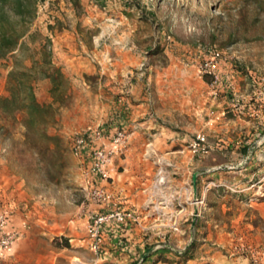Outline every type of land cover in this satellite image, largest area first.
<instances>
[{
	"label": "rangeland",
	"instance_id": "obj_1",
	"mask_svg": "<svg viewBox=\"0 0 264 264\" xmlns=\"http://www.w3.org/2000/svg\"><path fill=\"white\" fill-rule=\"evenodd\" d=\"M61 29L82 34L87 67L75 79L65 77L66 97L55 104V116L60 108L77 110L92 123L47 141L41 132L51 131L53 123L27 131L24 113H0V143L10 145L12 169L23 179L30 204L44 201L49 211L73 218L75 205L88 198L71 139L88 125H105L101 110L108 97L121 94L118 83L139 82L142 92L169 101V118L153 123L172 131L176 145L155 155L171 162L157 160V194L148 204L157 225L140 229L135 258L124 260L117 251L105 259L104 244L97 259L86 228L77 246L51 230L28 248L26 262L15 264H264V0H40L19 60L29 66L46 47L60 68L49 35ZM214 52L217 83L202 72ZM3 62L10 64L11 57ZM7 70L1 68L0 95L6 94ZM43 79L34 83L41 101L50 91ZM79 97L86 110L75 108ZM154 130H141L146 142ZM197 133L206 137L205 155L189 149ZM181 158H191L192 165L180 166ZM195 207L202 212L193 224ZM48 223L53 227L54 221ZM191 243V259H181Z\"/></svg>",
	"mask_w": 264,
	"mask_h": 264
},
{
	"label": "crops",
	"instance_id": "obj_2",
	"mask_svg": "<svg viewBox=\"0 0 264 264\" xmlns=\"http://www.w3.org/2000/svg\"><path fill=\"white\" fill-rule=\"evenodd\" d=\"M49 36L52 37V53L56 65L60 66L66 78L75 79L74 75L79 74V71L84 72L87 67V59L82 57L84 52L82 34L61 29ZM41 82L50 90L51 82L48 78L43 79ZM36 84H34V90ZM139 87V82L129 80L123 81L122 84L118 83L117 92L121 94L116 93V95L108 97L106 106L102 107L103 110H101L100 120L105 123L101 128L106 132H109L112 128H123L127 130L128 137L126 152L114 157L110 164L111 178L104 183L107 191L112 196V200L105 207H100L99 212H105L118 206L122 209L133 210L139 215L138 224L127 223L118 227H104V244L108 247V250H112L104 252L105 259L112 258V254L117 253V251L120 252V255H123L121 258L124 260L131 256L135 258L134 252L142 245L140 229L157 225V218H155L151 208H148L149 202L154 201L157 194V182L154 180L155 167L158 165L157 160L162 165L170 164L171 161L168 157L161 156L157 158L155 155L162 148L168 149L176 145L175 140L169 138L172 131H168L162 125L158 126L157 123H153L157 118L162 121L169 118L168 113L165 111L169 101L163 96L156 97L146 94ZM38 101L45 104L52 103L50 91L49 94H43L42 101L39 98ZM75 102V108L78 107L83 110L88 108L87 102L81 97L76 99ZM168 107L170 109V105ZM76 111L61 110L60 108V114L58 113L55 116L54 126L47 133L65 138L68 134L81 129L89 122L92 123L89 115L78 114ZM92 118L94 119V117ZM151 126L155 129L154 134H152V140L146 142L140 132L144 127ZM21 128L23 132L24 127ZM10 151V145L0 143V207L7 211L9 215L8 230L13 231L17 238L11 250V256L0 258V264L26 262L28 260L26 254L28 248L35 245L51 230L58 233V235L67 236L68 240L72 242V246H77L79 237L86 233L89 217L98 212V205L85 196L86 200L83 203L75 205L72 212L74 217L70 218L71 215H69L66 218L63 214L49 211V208L43 205L44 201H36L34 204H30L29 196L23 188V179L12 169ZM147 151L149 157L146 155ZM87 161L83 158L78 160L77 173L82 191L87 190L92 184L91 177L85 173ZM178 164L180 166L182 164H185V166L192 165V159L181 158ZM192 178L195 187L196 179L194 176ZM194 193L199 195L200 198H204L205 194L203 192L200 191L198 194L194 189ZM263 208L260 205V209ZM193 210V224H195L202 210L197 207ZM49 219L54 221L52 224L54 228L49 227L51 226L48 223ZM66 220H68V223H66ZM165 224L168 225L169 222L166 221ZM215 226L218 225L214 223ZM83 242L85 243V240Z\"/></svg>",
	"mask_w": 264,
	"mask_h": 264
},
{
	"label": "trees",
	"instance_id": "obj_3",
	"mask_svg": "<svg viewBox=\"0 0 264 264\" xmlns=\"http://www.w3.org/2000/svg\"><path fill=\"white\" fill-rule=\"evenodd\" d=\"M40 0H0V75L1 68H7L5 78L6 94L0 95V113H24L23 125L28 131L34 125L46 126L55 119V104H60L66 97V78L59 67H55L46 47L40 51V59L30 58L27 66L19 60V52L25 47L23 39L28 36L29 25L36 14ZM76 4L77 0H73ZM11 57V63L6 61ZM209 77L208 75H205ZM48 78L51 82L50 95L52 103H40L34 92V83L39 78ZM27 134V133H26ZM41 136L47 141H56L57 135H49L44 129ZM248 146L242 151L247 152ZM191 243L180 256L191 259Z\"/></svg>",
	"mask_w": 264,
	"mask_h": 264
},
{
	"label": "built area",
	"instance_id": "obj_4",
	"mask_svg": "<svg viewBox=\"0 0 264 264\" xmlns=\"http://www.w3.org/2000/svg\"><path fill=\"white\" fill-rule=\"evenodd\" d=\"M218 52H214L210 59L202 66V72L208 75L213 83L218 82L217 58ZM127 133L123 128H113L106 132L100 125H88L81 133L71 139L72 152L83 159H87L85 173L92 179L91 186L87 189V196L94 204L105 207L112 200L107 191L105 182L110 178V164L114 157L120 156L127 144ZM189 149L193 155H205L208 153L206 137L197 133L189 143ZM9 215L0 207V258L11 254L16 241V235L8 230ZM127 223H139L138 214L130 209H122L115 206L105 212H96L89 217L87 224L88 247L98 259L105 243L106 226H122ZM180 253V252H179Z\"/></svg>",
	"mask_w": 264,
	"mask_h": 264
}]
</instances>
